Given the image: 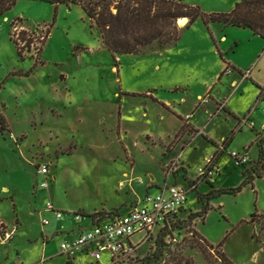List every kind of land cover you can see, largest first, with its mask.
Masks as SVG:
<instances>
[{"label": "rangeland", "instance_id": "374dc122", "mask_svg": "<svg viewBox=\"0 0 264 264\" xmlns=\"http://www.w3.org/2000/svg\"><path fill=\"white\" fill-rule=\"evenodd\" d=\"M186 1L213 13L230 12L241 0ZM17 19L26 21L27 29L49 25L42 57L41 52L18 54L11 38ZM194 25L176 45L162 49L154 44L141 55H119L116 67L80 5L19 0L0 16V264H108V251L100 263L91 256L69 261L57 254L58 238L44 252L42 232L52 227L43 224L51 219L45 211L48 202L69 219L79 207L125 210L148 190L157 193L155 182L188 186L192 179L187 184L184 178H197V169L217 157L219 173L189 193L176 225L157 228L139 247L137 264L144 259L147 264H176L181 257L191 264H218L221 252L235 264H264V159L256 142L264 129V103L255 109L264 96V40L247 29L216 26L211 27L212 39L202 22ZM224 62L249 73L248 80L241 81L237 73L214 79ZM148 91L175 102L176 111L143 98ZM199 94L198 107L218 96L226 99L232 114L198 111ZM253 109L256 130L249 124L238 129V120ZM193 112L191 122L214 143L198 137L188 119ZM191 143L183 164V150ZM232 151L247 154L249 162L238 166ZM42 163L50 167L45 190L40 187L45 177L37 172ZM246 170L255 180L233 193L243 185ZM209 193L208 199L198 198ZM203 208L210 209L198 217ZM202 237L214 249L204 253L197 247L204 244Z\"/></svg>", "mask_w": 264, "mask_h": 264}, {"label": "trees", "instance_id": "16d2710c", "mask_svg": "<svg viewBox=\"0 0 264 264\" xmlns=\"http://www.w3.org/2000/svg\"><path fill=\"white\" fill-rule=\"evenodd\" d=\"M19 0H0V16L11 10ZM50 3L58 6L60 4L80 5L92 26L99 29L101 39L107 50L111 52L117 67V57L124 54L140 55L144 53L146 47L159 44L162 49L171 45H176L185 30L197 20L201 19L210 28L211 24L220 25L223 28L237 27L251 30L255 35H259L264 40V0H241L237 2L230 12L203 11L199 6H193L186 0H34ZM188 18L184 26H180V18ZM52 27V25H51ZM50 27V28H51ZM50 33V30H49ZM13 40V39H12ZM18 47V46H17ZM18 49V54L22 55ZM230 66V65H227ZM224 73H222L223 75ZM4 119L0 118V131L4 129L2 124ZM262 132L257 133L256 142L259 147L260 160L264 159V137H260ZM260 138V139H259ZM227 148V146L225 147ZM245 165V164H244ZM239 166V165H238ZM255 170V169H254ZM218 174V173H217ZM245 180L241 187L233 190V193L242 190L243 186L252 184L256 177L249 171L244 172ZM263 177V175H258ZM208 182V181H206ZM198 192V189L194 190ZM193 192V191H192ZM209 194H199V199L210 198ZM198 199V200H199ZM210 208H203L199 216H205ZM119 209L111 212L104 210L87 215L92 218H106L114 215ZM185 211L181 208L178 215L172 221L176 225L179 215ZM256 212L251 215L254 217ZM191 216V215H190ZM195 216V215H194ZM177 221V222H176ZM169 228V227H167ZM201 240L199 248L206 253L214 249L213 245L205 237ZM220 247L222 244L219 245ZM155 255L152 258L155 259ZM150 257V259H152ZM149 259V260H150ZM157 260L160 256L157 255ZM137 260L129 261L128 264H137ZM139 262V261H138ZM144 264H147L144 259ZM176 264H191L187 258L181 257ZM218 264H235L225 252L219 253Z\"/></svg>", "mask_w": 264, "mask_h": 264}, {"label": "built area", "instance_id": "2783aa9c", "mask_svg": "<svg viewBox=\"0 0 264 264\" xmlns=\"http://www.w3.org/2000/svg\"><path fill=\"white\" fill-rule=\"evenodd\" d=\"M48 29L47 24L27 29L22 20L17 19L13 22L11 38L21 52L31 51L32 55H36L42 51L50 35ZM23 34L26 35L23 37ZM225 73H232V68L227 66ZM248 74L242 75L243 79H246ZM234 85L237 86V83ZM262 103H264V96L258 98L256 108H259ZM248 121L249 117L245 119V122ZM231 157L237 165H244L250 160L247 154L237 151H232ZM213 159L208 158L197 169V178L192 179L188 186L165 183L155 194L148 190L130 207L128 212L107 216L104 221L102 218H96L89 229L81 230L75 236L64 239L60 243V253L73 258L80 253L87 252L100 263L103 253L108 251L112 254L111 262L108 264H128L131 260H137V250L157 228L160 231L171 227L174 217L179 214L181 208H184L189 193L198 189L199 184L209 181L219 173V168ZM37 172L45 177L40 184L41 189H47L50 186L49 164H40ZM46 209L54 212L56 219L64 218V212L58 210L52 202H48ZM76 216L80 217L78 213ZM49 223V219L43 220L44 225ZM137 234H142V236L138 241H134L133 237ZM8 235L5 233V237Z\"/></svg>", "mask_w": 264, "mask_h": 264}, {"label": "crops", "instance_id": "0c3cea01", "mask_svg": "<svg viewBox=\"0 0 264 264\" xmlns=\"http://www.w3.org/2000/svg\"><path fill=\"white\" fill-rule=\"evenodd\" d=\"M182 19V18H181ZM23 20V19H22ZM23 24H24V26L25 27H29L28 25H27V22L26 21H24L23 20ZM188 22V21H187ZM203 23L204 24V22L201 20V19H199V20H197L195 23H193L192 25H194V26H196L197 24H200V23ZM187 24V23H186ZM185 24V25H186ZM191 25V26H192ZM191 26H190V28H191ZM204 26L207 28V30L210 32V35H211V37H212V39H213V33H212V26H216V27H218V28H221L222 30L224 29L223 27H221L220 25H217V24H211L210 25V28H208L205 24H204ZM230 27H232V26H230ZM190 28H188L187 30H185L184 32H186V31H188ZM232 28H237V27H232ZM200 30V29H199ZM247 30H249V29H247ZM250 32H252L251 30H250ZM253 33V32H252ZM254 34V33H253ZM255 35V34H254ZM255 36H259V35H255ZM101 37V36H100ZM260 37V36H259ZM262 39V38H261ZM102 40V39H101ZM103 42V41H102ZM103 45H104V43H103ZM105 46V45H104ZM45 47H46V45L44 46V48L42 49V51H41V57H42V54H43V51H44V49H45ZM105 48H106V46H105ZM107 49V48H106ZM141 55V54H140ZM227 65H230V67L232 68V73H230L229 75H233V74H235V73H237V74H239V76L242 74V72H241V70L238 68V67H236L235 66V64H233V63H228V62H224V66H220L218 69H217V71H216V73H215V75H214V79H216L218 76H220V75H222V73H224L225 74V69H226V67H227ZM158 67V66H157ZM253 71L251 70V73H252ZM9 75H12L11 73H9ZM8 75V76H9ZM243 75V74H242ZM241 75V76H242ZM244 80H248V77L246 78V79H243V77H241V81H244ZM235 83H237L236 82V80H234L233 81V85L235 84ZM4 85V84H3ZM235 87H237V86H235ZM3 88V86L2 87H0V90ZM168 89H173V88H168ZM175 92H177V91H175ZM159 92H149L148 91V96H146V97H144L143 96V98H146V99H150V98H152L151 100L153 101V102H156V103H158V104H160V105H162L165 109H168V110H170L171 108L173 109V110H175L176 111V103L175 102H173L172 100H168L167 98H164V97H161V96H159V94H158ZM70 94H71V90L70 89H68V91H67V93H66V95L67 96H70ZM72 95V94H71ZM136 96H138V95H136ZM200 97H203L201 94H199L198 95V97H197V100H198V103L197 104H195L196 106H195V109H197L198 111H204V112H207L209 115L212 113V114H214V116H215V114H217L216 116L217 117H219L220 115H221V113L223 112V111H225V113L226 112H228V113H230V114H232L231 112H229L228 110H226L227 109V104H226V99L225 98H219L218 96L217 97H211L210 99H209V101H208V103L207 104H204V107L203 106H200V107H198L197 105L199 104V102H200ZM210 103H213L214 105V107H213V109L212 110H209V108H208V106H209V104ZM255 109H256V107H255ZM255 109H253L247 116H244V118L242 119V121L241 120H238V129H241L242 130V128H243V126L244 125H250V127L252 128V129H254V130H256V128H257V123H255V121L253 120V119H251V116H252V114L256 111ZM172 110V111H173ZM255 110V111H254ZM173 113H175V112H173ZM234 114V113H233ZM189 115V114H188ZM188 115H187V117H188ZM192 115L193 116H190L188 119H189V123L194 127V128H198V133H199V136L198 137H205L206 136V138L208 139V141H212L213 142V140L211 139H209V136L206 134V132L204 131V129L203 128H201V127H198V126H196V124H193L192 122H191V119L195 116V112H193L192 113ZM235 115V114H234ZM250 116V117H249ZM186 117V118H187ZM247 117H249V121L248 122H245V119L247 118ZM122 121H123V112H122V110H121V108H119V110H118V124H119V127H121V125H122ZM187 122L186 121H184L183 122V124L179 127V128H176L175 129V131H174V133H173V136L172 137H174L176 134H178L182 129H183V127L185 126V124H186ZM252 123H254V126H252ZM208 124H206V126H207ZM262 128H264V123L262 124ZM240 130V131H241ZM264 130V129H263ZM202 131V133H200ZM203 131H204V134H203ZM258 132H261V131H258ZM150 135H152L151 133H149ZM189 135V132L188 133H186V136H188ZM153 136V135H152ZM154 137V136H153ZM197 139V137L195 138V140ZM195 140L193 141V143L195 142ZM225 141V140H224ZM229 142H230V140L228 141V143H227V150H228V147H229ZM193 143H191L188 147H186L184 150H183V156H182V162H183V164H185L186 163V159L184 160V157H185V154H186V151L187 150H189L191 147H192V145H193ZM214 143V142H213ZM223 143V142H222ZM219 154H220V152H219ZM217 161H218V157H217V159H216V163H217ZM186 167H187V165H185ZM189 179H193V177H190V176H188L187 175V179L186 178H184V181H185V183H187L188 184V180ZM187 181V182H186ZM153 183V182H152ZM171 183H174V181H172ZM183 185V184H182ZM154 186H157L158 188H160L162 185L161 184H158L157 182H155V185H153V187ZM185 186V185H184ZM150 188H151V186H150ZM130 207H131V205H129V206H127L126 208H125V210H123V209H119V211H117L116 212V214L118 213V214H123V213H126V212H128L129 211V209H130ZM60 209H63L62 207L60 208ZM46 211V214H48V216L47 215H45V216H47V217H50L51 219H49V218H45V219H49L50 220V223L48 224L49 226H51L52 225V227L50 228V230H48V231H46L45 233H43L42 232V244H43V249H44V252H45V250H47L48 249V247L53 243V241H54V239H56V238H58L59 239V244H58V247H57V254L58 255H63V254H61L60 253V243L64 240V239H66V238H71V237H73V236H75L78 232H80L81 230L82 231H84V230H86V229H89L93 224H94V221H95V218H92V217H89V216H87V215H91V214H93V213H95L97 210L95 209V210H91V209H88V208H86V207H79L78 208V212H76V213H78L79 215H80V217L79 218H77V216H76V213H75V210L73 211V214H75V216L74 217H72V218H63V219H60V220H58V219H56V217H55V214H54V212H52V211H48V210H45ZM104 211H107V212H111V211H113L112 209H107V208H105L104 209ZM123 211H125V212H123ZM98 212V211H97ZM54 214V215H53ZM84 216V217H83ZM109 216H111V215H109ZM106 218H103V221L105 220ZM47 225V226H48ZM4 233V232H3ZM2 238L3 239H6V237H5V235H2ZM84 256H90L87 252H85V253H80V254H78L77 256H75V257H73V258H69V257H67L68 258V260L69 261H72V259L73 260H78V261H81V260H83V258H84ZM92 257V256H91ZM93 258V257H92Z\"/></svg>", "mask_w": 264, "mask_h": 264}, {"label": "bare ground", "instance_id": "6f19581e", "mask_svg": "<svg viewBox=\"0 0 264 264\" xmlns=\"http://www.w3.org/2000/svg\"><path fill=\"white\" fill-rule=\"evenodd\" d=\"M187 21H188V18L186 17L182 18L181 20L179 19V22L181 23L182 26L185 25Z\"/></svg>", "mask_w": 264, "mask_h": 264}]
</instances>
